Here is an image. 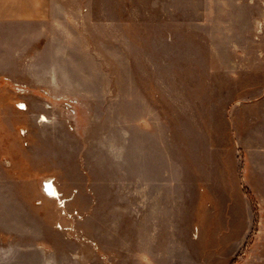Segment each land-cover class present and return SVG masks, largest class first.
I'll use <instances>...</instances> for the list:
<instances>
[{
  "label": "rangeland",
  "instance_id": "1",
  "mask_svg": "<svg viewBox=\"0 0 264 264\" xmlns=\"http://www.w3.org/2000/svg\"><path fill=\"white\" fill-rule=\"evenodd\" d=\"M80 1H88L97 18L85 26L87 39L78 41L96 53L83 57L92 81L78 88V99L47 104L40 99L45 89L16 91L0 78V178L14 176L39 209L20 217L19 264H58L49 256L64 257V239L74 251L68 264L76 257L78 264H122L123 242L139 240L136 228H119L110 234L113 248L100 250L93 262L86 211L66 210L65 198L55 197L54 204L38 198L36 178L54 170L43 166L48 140L36 124L48 114L65 116L72 134L78 116V149L84 147L78 177L84 183L90 144L98 138L120 148L122 162L130 161L125 180L132 186L138 157L129 146L137 147L139 131L154 127L157 116L164 131H177L174 264H264V113L256 114L251 104L264 94V0ZM54 178L41 181V193L47 181L57 187ZM8 238L0 232V239Z\"/></svg>",
  "mask_w": 264,
  "mask_h": 264
},
{
  "label": "crops",
  "instance_id": "2",
  "mask_svg": "<svg viewBox=\"0 0 264 264\" xmlns=\"http://www.w3.org/2000/svg\"><path fill=\"white\" fill-rule=\"evenodd\" d=\"M94 14L88 1L0 0L1 82L16 91L45 89L47 95L39 98L47 104H55L68 96L78 99V88L88 86L85 81H92V77H87L90 70L83 64V57L96 55L90 47H79L78 41L87 39L89 33L85 26L97 18ZM24 96L26 101L30 100L31 96ZM251 104L256 114L264 113V94ZM48 115L50 121L37 119L39 124H36L48 140L44 148L48 157H44L47 161L43 166L54 170L40 173L36 178L34 190L38 198L55 203L57 198L40 192L41 181L55 177L60 197L65 198L66 210L74 207L86 211L92 232L93 262H99L100 250L113 248L111 233L119 228L128 231L136 228L139 240L134 245L131 241L123 242L122 264H174L179 248L177 239H173L179 215L178 156L173 139L177 131H164L157 116L154 127L139 131L137 147L131 145L128 149L137 152L138 157V180L133 186L125 180L130 161L122 162L117 154L120 148L97 138L90 144V177L84 183L78 177V167L80 173L84 167L83 144L78 149V116L74 117L72 134L63 121L65 116L59 120L56 115ZM16 131L11 128L10 135H16ZM67 135L75 140L74 144H67ZM0 166L4 168L2 161ZM29 198L27 193L21 194L14 176H1L0 232L10 238L0 239V264H19V243L15 237L20 230V217L39 210L27 201ZM56 214L68 224V219L58 210ZM73 227L78 230V219ZM48 230L55 231V223H48ZM68 242L65 239L60 242L64 257L56 260L49 256L48 262L68 264L74 254ZM77 258L74 264H78Z\"/></svg>",
  "mask_w": 264,
  "mask_h": 264
},
{
  "label": "bare ground",
  "instance_id": "3",
  "mask_svg": "<svg viewBox=\"0 0 264 264\" xmlns=\"http://www.w3.org/2000/svg\"><path fill=\"white\" fill-rule=\"evenodd\" d=\"M43 119L47 120L48 118H47V116L44 115ZM45 190H46L47 194H49L53 197H60V192L52 181H47L45 183Z\"/></svg>",
  "mask_w": 264,
  "mask_h": 264
}]
</instances>
